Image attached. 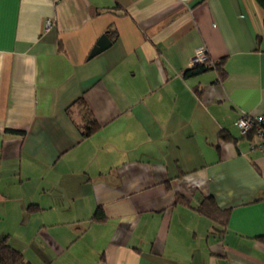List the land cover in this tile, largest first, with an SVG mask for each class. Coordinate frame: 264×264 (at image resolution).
<instances>
[{
	"label": "crops",
	"instance_id": "0c3cea01",
	"mask_svg": "<svg viewBox=\"0 0 264 264\" xmlns=\"http://www.w3.org/2000/svg\"><path fill=\"white\" fill-rule=\"evenodd\" d=\"M200 47L219 70L186 78ZM243 117L264 128L255 0H0V239L30 264H264Z\"/></svg>",
	"mask_w": 264,
	"mask_h": 264
},
{
	"label": "trees",
	"instance_id": "16d2710c",
	"mask_svg": "<svg viewBox=\"0 0 264 264\" xmlns=\"http://www.w3.org/2000/svg\"><path fill=\"white\" fill-rule=\"evenodd\" d=\"M256 3L264 10V0H255ZM115 35L114 31H106V35L111 36ZM216 69L219 70V66L212 64L210 59L208 58V61H206L203 64H197L186 71H184V76L186 78L194 77L197 75H200L202 73L207 72L208 70ZM99 126L94 122H87L82 126V137H88L92 133H94L96 130H98ZM264 130V128L262 127ZM256 125H254L252 131H250L246 135H242L244 139H247L249 141H252L256 138ZM225 135H220V138L225 139ZM198 212L200 214H203L204 216L215 220L216 222L223 223L224 218H226V213L221 210L216 202L209 198H205L201 205L197 208ZM93 218L98 221L104 220V214L102 210L99 208L95 214L93 215ZM0 264H30L24 259V256L22 253L14 248H12L6 241V239H0Z\"/></svg>",
	"mask_w": 264,
	"mask_h": 264
},
{
	"label": "built area",
	"instance_id": "2783aa9c",
	"mask_svg": "<svg viewBox=\"0 0 264 264\" xmlns=\"http://www.w3.org/2000/svg\"><path fill=\"white\" fill-rule=\"evenodd\" d=\"M51 25V22L48 20L46 22V28H48ZM206 61H208V56L206 54V51L203 47L198 48L193 58L191 59L190 67L197 65V64H203ZM254 125H256V138L258 140L257 147L264 152V130L262 129V125L260 123V119H252L248 117H243L240 119L237 123V128L239 129L240 133L242 135L248 134L250 131H252Z\"/></svg>",
	"mask_w": 264,
	"mask_h": 264
},
{
	"label": "water",
	"instance_id": "95a60500",
	"mask_svg": "<svg viewBox=\"0 0 264 264\" xmlns=\"http://www.w3.org/2000/svg\"><path fill=\"white\" fill-rule=\"evenodd\" d=\"M110 45V42L106 38L105 35H103L96 43V45L93 47L92 51L90 52L89 57H93L94 55L100 53L104 49H106Z\"/></svg>",
	"mask_w": 264,
	"mask_h": 264
}]
</instances>
